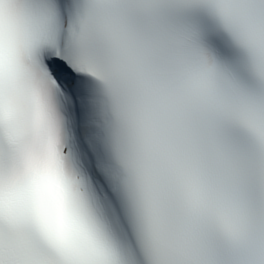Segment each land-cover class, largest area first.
I'll return each mask as SVG.
<instances>
[{"label": "snow or ice", "instance_id": "snow-or-ice-1", "mask_svg": "<svg viewBox=\"0 0 264 264\" xmlns=\"http://www.w3.org/2000/svg\"><path fill=\"white\" fill-rule=\"evenodd\" d=\"M0 264H264V0H0Z\"/></svg>", "mask_w": 264, "mask_h": 264}]
</instances>
